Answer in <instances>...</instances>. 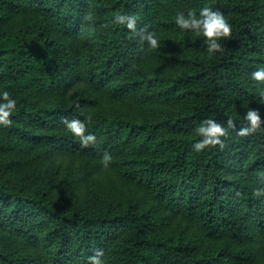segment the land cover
Here are the masks:
<instances>
[{
    "label": "trees",
    "instance_id": "16d2710c",
    "mask_svg": "<svg viewBox=\"0 0 264 264\" xmlns=\"http://www.w3.org/2000/svg\"><path fill=\"white\" fill-rule=\"evenodd\" d=\"M202 7L232 26L213 54L174 19ZM121 12L159 46L111 23ZM260 67L264 0H0V90L17 101L0 124V264H91L97 248L104 264H264V123L237 135L248 108L264 122ZM209 117L235 128L196 152ZM94 175L129 185L124 203L85 202Z\"/></svg>",
    "mask_w": 264,
    "mask_h": 264
},
{
    "label": "clouds",
    "instance_id": "9594fccd",
    "mask_svg": "<svg viewBox=\"0 0 264 264\" xmlns=\"http://www.w3.org/2000/svg\"><path fill=\"white\" fill-rule=\"evenodd\" d=\"M91 20V15L87 17ZM176 25L182 30H191L198 36L205 38L204 42L207 44V50L210 54L215 53L221 49L220 38L230 36L232 26L225 18V15L211 7H202L199 9V14L194 9H189L187 13L179 11L175 17ZM111 23L124 25L128 29L136 31L141 41H146L152 48L159 46L158 37L153 31L147 30V25L142 29L136 28V15L129 12H121L116 14ZM252 78L257 81H264V67L255 69L252 72ZM264 96V92H261ZM17 101L12 97L7 90H0V124L9 125L12 123L11 117L15 112ZM86 120H91V116H87ZM245 125L240 127L237 135L247 136L250 133H255L262 126L261 116L259 111L248 108L244 114ZM65 128L70 131L74 136L79 137L81 147H87L90 144H95L96 136L92 132L86 131L85 120L79 117L69 119L63 118ZM235 128L234 120L229 117L227 120V127L211 117L202 120L195 128L196 134L200 139L192 144V148L196 152L204 150L207 146L220 145L223 147L224 137L228 129ZM113 157L110 152L105 151L101 156V163L103 167L110 166ZM256 196L264 195V187H256L253 189ZM104 250L97 248L93 255L88 257L91 264H104Z\"/></svg>",
    "mask_w": 264,
    "mask_h": 264
},
{
    "label": "rangeland",
    "instance_id": "374dc122",
    "mask_svg": "<svg viewBox=\"0 0 264 264\" xmlns=\"http://www.w3.org/2000/svg\"><path fill=\"white\" fill-rule=\"evenodd\" d=\"M250 105L243 104L242 107H249ZM66 167V166H65ZM66 177L69 175L68 170H65ZM78 176V174H77ZM84 201H88V194L92 198L93 205L99 207H115L119 203H124L130 186L117 181L114 178L104 175H94L87 178V181L82 182Z\"/></svg>",
    "mask_w": 264,
    "mask_h": 264
}]
</instances>
